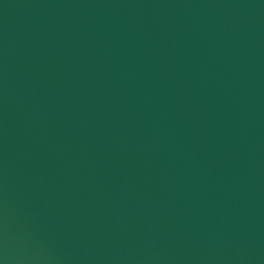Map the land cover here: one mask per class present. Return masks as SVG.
<instances>
[{"label":"water","instance_id":"water-1","mask_svg":"<svg viewBox=\"0 0 264 264\" xmlns=\"http://www.w3.org/2000/svg\"><path fill=\"white\" fill-rule=\"evenodd\" d=\"M0 264H264V0H0Z\"/></svg>","mask_w":264,"mask_h":264}]
</instances>
